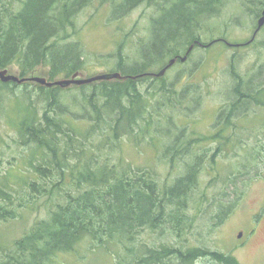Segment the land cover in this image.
Instances as JSON below:
<instances>
[{
    "label": "trees",
    "instance_id": "obj_1",
    "mask_svg": "<svg viewBox=\"0 0 264 264\" xmlns=\"http://www.w3.org/2000/svg\"><path fill=\"white\" fill-rule=\"evenodd\" d=\"M93 1L0 0V69L17 65L23 77L38 65L46 64L51 80L78 71L85 65L84 56L81 43L74 39L76 29L71 30L77 23L76 14ZM106 1L113 7L112 17L116 20L143 3L157 7L159 13L152 24L151 38L140 47V58L130 67L125 61L119 65L123 75L153 72L149 69L163 68L170 58L185 54L196 41L205 43L202 21L221 13L227 2ZM242 1L263 11L264 0ZM255 13L257 16L258 11ZM211 20L208 21L213 23ZM218 23L216 20L214 24ZM261 67L259 75L264 74V64ZM145 76L143 81H148L149 88L142 90L136 84L139 79L102 80L82 102L73 103L75 109L68 100L59 98L62 87L39 85L46 90L43 116L21 114L17 132L19 146L35 147L42 157L29 160L31 173L37 175L25 184L33 191L30 196H17L18 190L8 185V178L0 182V264H48L59 253L75 251L86 239L100 242L104 238L127 246L144 227L155 228L165 222L168 231L181 236L186 227L195 228L206 212L214 217L218 209L222 218L231 205L222 203V194L240 189V183L245 188L260 177L264 143L260 135H254L251 144V138L246 137L247 127H239L236 120L244 126L242 121L249 123L251 105H264V98L259 96L264 94V83H247L233 71L235 98L217 114L215 123L220 120L219 131L205 137L195 136L193 131L186 135L181 127L185 120L179 125L177 118L174 122L167 111L150 109L149 100L158 95L165 96L162 105L183 108L188 88L178 89L164 76ZM10 84L13 85L0 81V100L13 98L10 94L15 89ZM253 88L257 92L249 96ZM258 121L260 127L254 132L264 129V119ZM154 134L161 137L167 163L177 168L171 175L176 177L173 184L160 183L156 172L145 166L136 168L115 158L124 137L137 143ZM230 145L246 146L235 153ZM211 148L218 154L232 152L235 161L219 170ZM207 170L215 174L206 177V173L210 175ZM41 197H48L53 208L28 232L8 244L3 225L19 218L20 210L30 206V200ZM231 202L235 205L238 201ZM128 250L132 252L128 258L115 252L116 264H192L202 256H211L224 264H238L232 255L210 251L204 245L187 249L184 243L161 245L148 248L143 255L136 248Z\"/></svg>",
    "mask_w": 264,
    "mask_h": 264
},
{
    "label": "rangeland",
    "instance_id": "obj_2",
    "mask_svg": "<svg viewBox=\"0 0 264 264\" xmlns=\"http://www.w3.org/2000/svg\"><path fill=\"white\" fill-rule=\"evenodd\" d=\"M91 4L79 15L76 14L77 23L71 30L73 32L76 29L74 39L81 43L84 53L85 65L77 72H82V77L86 78L99 73L118 71L119 65L123 61L127 67L134 64L140 58L141 45L151 38L152 24L159 15L157 7L143 3L116 20L112 17L113 7L106 0H94ZM252 6L250 2L245 3L242 0H227L221 13L202 21L201 35L206 42L210 43L213 39L223 37H226L228 42H217L205 48L196 47L186 62L178 61L170 68L164 76L165 79L169 83H174L178 89L188 88L185 92V106L176 109L162 105L165 96L158 95L156 99L151 97L152 99L149 100L151 111L156 112V109H159L160 112L167 111L173 116L174 122V118H177L179 125L185 120V125L182 122L183 126L181 127L186 135H191L193 131L195 136L207 137L215 133L214 129L220 122L219 120L215 123L220 109L235 98L232 92L236 85L232 76L233 71L244 77L247 83L255 81V86L264 83V74L259 75L258 73L262 69L261 65L264 64V26L250 45L230 46L228 44L246 43L253 37L262 8L260 7L258 10L251 8ZM255 11H258L257 16ZM212 18L213 23H210L208 20ZM214 19L219 22L218 25L214 24L216 21ZM181 54L183 55V53ZM7 68L10 73L20 76L19 66ZM49 69L48 65L41 64L26 76H41L51 80L49 79ZM161 69L155 67L149 71L158 72ZM139 76L131 80L139 79L136 84L142 90L148 81H143V78L146 77L143 73ZM68 77L70 75L60 74L53 80ZM100 82L102 81L62 87L59 98L68 100L71 107L74 108L73 103L82 102L84 97L89 96L96 84ZM12 84L10 86L14 87L15 91L10 96L13 98L7 97L0 100V182L8 178V185L18 190L17 196L26 195L28 197L33 194V191L25 184L37 178V175L34 176L31 173L29 160L41 158L42 154L35 147L23 148L19 146L18 123L21 114H26L29 117L37 115L38 118L43 116L47 102L44 95L46 90L33 81L25 84ZM146 88H149V85ZM254 89L250 90L249 96L257 92ZM263 95L259 96L264 98ZM250 102L254 101L251 99ZM251 113L248 119L249 123L242 121L244 125L242 126L238 123L239 119L236 120V123L241 128L247 127L246 137L251 138V144L254 135H260L262 143H264V129L254 132V129L260 127L258 120L262 119L263 121L264 119V105L252 104ZM80 126L84 125L80 124ZM147 138L148 140L143 138L136 143L124 137L120 151L115 158L119 161H128L136 168L145 166L156 172L160 183L173 184L176 177H171V175L177 168L171 166L169 162L167 163V159L162 154L161 137L154 134L153 137ZM212 151H214L213 148H211ZM234 151L235 153L242 152V147L234 148ZM230 153L232 152L224 151L219 154L212 152V158L219 170L227 168L230 162L235 161L234 155ZM207 171L210 175L206 173V177L215 174V171ZM260 173V177L249 182L245 188L240 183V189L234 188L236 190H229V194H222V203L224 202L223 204L227 207L231 204L226 215L222 214V218H220L218 209L214 217L206 212L203 214V218L197 222L195 228L194 225L189 228L184 227V233L181 236L173 231H168L169 227L165 222L155 228L144 227L133 240L127 243V246L120 242L109 241V243L108 239L104 238L100 242L86 239L75 248V251L59 253L48 264H116L115 258L118 257L114 254L117 253V255L128 258L132 254L129 252V248H136L140 251V255H143L150 247L180 246L181 243H184L186 249L189 246L204 245L210 251L232 255L238 264H264V220L259 223L256 234L252 236L256 229L255 218H253L254 211L264 201V166ZM10 180L14 181L10 182ZM232 200H237V204H232ZM31 201L30 206L20 210L19 218L3 225L4 240L8 244L28 232L37 221L45 218L48 211L54 206L48 197ZM223 204H220L219 207L225 209ZM241 230H247L246 237L253 230L245 244L242 242L246 237H238V232ZM99 243L103 245L97 247ZM168 262L173 264L172 261ZM192 264L224 263L214 260L211 256H202Z\"/></svg>",
    "mask_w": 264,
    "mask_h": 264
},
{
    "label": "water",
    "instance_id": "obj_3",
    "mask_svg": "<svg viewBox=\"0 0 264 264\" xmlns=\"http://www.w3.org/2000/svg\"><path fill=\"white\" fill-rule=\"evenodd\" d=\"M264 26V11L262 13V16L259 18L258 20V26L257 29L254 32V35L252 37L251 40H249L248 42H246L245 44H250L255 38L257 33L260 31V29ZM213 42H211L210 44H208L209 46L212 45ZM230 46H241V45H245V44H231L228 43ZM195 44H192L188 51L187 54L183 57H181L182 61H185L188 58V54L191 52V50L193 49ZM177 60V57H174L172 59H170L169 64L167 65V67L162 68L159 72L157 73H145L143 75H154L157 77H161L166 73V70L169 66L173 65L175 63V61ZM83 74L82 72H75L73 73L70 77L68 78H62V79H58V80H53L50 81L48 80L46 77H41V76H18L15 74H12L9 72L8 68H4V69H0V81L2 82H13V83H17V84H23V83H27L29 81H33L36 82L38 84H40L41 86H46V87H53V86H59V87H63L66 88L72 84H78V85H83V84H90L93 82H97V81H102V80H115V79H127L129 77L135 79L137 78L139 75H123L121 72L115 71L112 73H99L95 76H91V77H82Z\"/></svg>",
    "mask_w": 264,
    "mask_h": 264
},
{
    "label": "flooded vegetation",
    "instance_id": "obj_4",
    "mask_svg": "<svg viewBox=\"0 0 264 264\" xmlns=\"http://www.w3.org/2000/svg\"><path fill=\"white\" fill-rule=\"evenodd\" d=\"M199 41H196V43H195V46H194V49H196V47L197 46H200L199 45V43H198ZM220 42H225V40H222V41H220ZM193 49V50H194ZM192 50V51H193ZM185 54H183V56H184ZM181 56V55H180ZM180 56H178V58H177V61L175 62V64L178 62V61H181V57ZM189 56H190V54H189ZM189 56H188V59H189ZM187 59V60H188ZM186 60V61H187ZM185 61V62H186ZM182 62V61H181ZM183 63V62H182ZM175 64H173L172 66H171V68L175 65ZM231 148H236V147H233L232 145L230 146ZM226 148H228V147H225V149ZM259 182H260V180H259ZM253 218H255L254 219V225H255V227H256V229H255V231L252 233V231L253 230H251L250 232H249V235L252 233V236L253 235H255L256 234V232H257V230H258V226H259V223L262 221V220H264V201H262V203L260 204V206L254 211V214H253ZM239 233V238H241V237H246V235H247V230H241L240 232H238ZM247 236L246 237V239L242 242L243 244H245L246 243V241L250 238V236ZM251 236V237H252Z\"/></svg>",
    "mask_w": 264,
    "mask_h": 264
},
{
    "label": "bare ground",
    "instance_id": "obj_5",
    "mask_svg": "<svg viewBox=\"0 0 264 264\" xmlns=\"http://www.w3.org/2000/svg\"><path fill=\"white\" fill-rule=\"evenodd\" d=\"M263 11H264V8H263ZM263 11H262V13H263ZM261 16H262V14H261ZM257 26H258V24H257ZM217 39H219V38H217ZM217 39H215V41H218ZM219 40H220V41L225 40V42H228L227 39H226V37L220 38ZM220 41H218V42H220ZM198 43H199V45H200L201 47H204V48H205V47H209L208 44H210L211 42H210V43H209V42H208V43H207V42H206V43H202V42L199 41ZM194 44H195V43H194ZM194 46H195V45H194ZM200 46H197V47H200ZM188 49H189V48H188ZM188 49H187V51H188ZM193 49H194V47H193ZM193 49H192V50H193ZM192 50H191V52H192ZM187 51H186L185 55L187 54ZM191 52H190L189 54H191ZM189 54H188V56H189ZM83 55H84V53H83ZM185 55H184V56H185ZM180 57H183V55H181ZM172 58H173V57H172ZM177 58H178V57H177ZM187 59H188V58H187ZM187 59H186V60H187ZM186 60H185V61H186ZM169 61H170V60H169ZM176 61H177V60H176ZM176 61H175V62H176ZM181 61H182V60H181ZM185 61H182V62H185ZM168 64H169V62H168ZM168 64H166L163 68L167 67ZM174 64H175V63H174ZM171 66H172V65H171ZM171 66H169V67L167 68L166 73H168V71H169V69L171 68ZM146 73H148V72H146ZM144 74H145V73H144ZM130 76H132V75H130ZM139 77H140V76H139ZM137 78H138V77H137ZM127 79H133V78L129 77V78H127ZM216 123H217V122H216ZM219 129H220V123H219V124L216 126V128L214 129V132H218ZM232 129H233V131L235 130V128H232ZM244 146H246V145H240L239 147H242V148H243ZM235 147H236V146H235ZM239 147H236V148H239Z\"/></svg>",
    "mask_w": 264,
    "mask_h": 264
}]
</instances>
